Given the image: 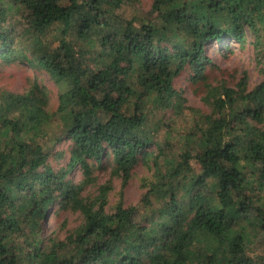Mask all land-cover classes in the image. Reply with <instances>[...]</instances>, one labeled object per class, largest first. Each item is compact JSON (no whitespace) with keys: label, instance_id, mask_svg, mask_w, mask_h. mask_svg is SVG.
Returning <instances> with one entry per match:
<instances>
[{"label":"trees","instance_id":"16d2710c","mask_svg":"<svg viewBox=\"0 0 264 264\" xmlns=\"http://www.w3.org/2000/svg\"><path fill=\"white\" fill-rule=\"evenodd\" d=\"M140 1L0 0V67L21 59L57 87L53 111L37 80L0 88V264H264V0L116 13ZM8 8L27 42L5 25ZM226 39L230 52L253 47L257 83L206 70L209 47ZM185 69L203 110L174 86ZM104 160L120 178L114 202L111 178L85 193ZM140 163V198L125 204ZM58 210L81 217L63 237L45 232Z\"/></svg>","mask_w":264,"mask_h":264},{"label":"rangeland","instance_id":"374dc122","mask_svg":"<svg viewBox=\"0 0 264 264\" xmlns=\"http://www.w3.org/2000/svg\"><path fill=\"white\" fill-rule=\"evenodd\" d=\"M151 0H141L138 6L124 5L120 9L116 10V13L123 18H129L136 15L137 18L145 16V12L148 10ZM138 22V21H137ZM7 27L14 30L18 38L22 41L27 42L26 35L24 34L23 23L20 22V14L14 8H8L7 22L5 24ZM24 34V35H23ZM20 41V42H22ZM19 42V41H17ZM19 42V43H20ZM230 39H226L222 43H213L209 47V55L212 58L213 65L208 67L206 70L213 75L221 76L219 70H226L231 72L232 70L237 71V75L245 72L248 76V83L253 85L257 83L261 75L258 72V64L256 61L255 53L253 47L247 44L246 47L240 48L238 44L232 43L231 52L228 49L230 45ZM22 45V44H21ZM20 45V46H21ZM216 67L218 69H216ZM190 71L185 69L181 75L175 78L174 86L177 89H181L184 97L186 98V105L197 107L200 109H205V105L200 99V94H194L192 90V81L189 79ZM29 80H37L41 85H44L48 91V108L49 110H55L57 106V87L54 85L52 80L48 75L41 69L28 65L25 61L19 59V61L12 62L11 64L4 65L0 67V88L21 92L24 90ZM190 120L188 116H184L182 119L180 117L172 120L173 126L170 127L169 132H174V139L179 130L187 128ZM167 136V135H166ZM69 146V141H64L55 146L54 151L64 150L65 154L63 158L53 159L52 163L55 165H61L65 162L68 156L67 149ZM112 163L111 161L104 160L102 166L98 167L95 175L97 176V184L89 187L85 190V193L94 192L97 185L103 183L108 178H111L113 184V190L110 194V202H114L116 198V193L120 188V178L117 176H111ZM149 171L144 164H138L134 170V174L129 181L128 185L124 189V201L125 204L137 203L142 189L139 186V178L148 175ZM73 178L79 180V171L75 169L73 171ZM80 215L77 212L58 210V212L46 219V229L47 234H56L59 237L65 235L66 229L68 227H73L80 222ZM65 220V227L62 228V221ZM253 248V247H252Z\"/></svg>","mask_w":264,"mask_h":264}]
</instances>
